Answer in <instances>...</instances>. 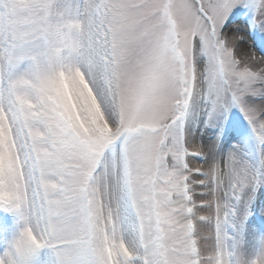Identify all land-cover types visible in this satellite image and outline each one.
I'll return each instance as SVG.
<instances>
[{"label":"snow or ice","instance_id":"6c2138e0","mask_svg":"<svg viewBox=\"0 0 264 264\" xmlns=\"http://www.w3.org/2000/svg\"><path fill=\"white\" fill-rule=\"evenodd\" d=\"M0 264H264V0H0Z\"/></svg>","mask_w":264,"mask_h":264}]
</instances>
